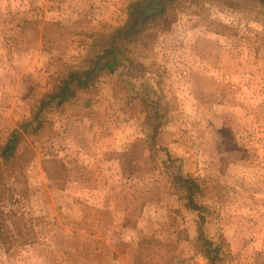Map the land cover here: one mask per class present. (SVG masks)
I'll use <instances>...</instances> for the list:
<instances>
[{"label":"rangeland","instance_id":"obj_1","mask_svg":"<svg viewBox=\"0 0 264 264\" xmlns=\"http://www.w3.org/2000/svg\"><path fill=\"white\" fill-rule=\"evenodd\" d=\"M140 1L0 0V264H264V0Z\"/></svg>","mask_w":264,"mask_h":264},{"label":"trees","instance_id":"obj_2","mask_svg":"<svg viewBox=\"0 0 264 264\" xmlns=\"http://www.w3.org/2000/svg\"><path fill=\"white\" fill-rule=\"evenodd\" d=\"M117 41L110 47V49L104 50V55H100V59L103 57H107V54L116 53L117 51ZM96 66L99 67V60L96 61ZM117 64L116 55L114 57V61L109 60L105 62V66H107L110 70H113L115 68V65ZM104 66V65H103ZM95 68H92L89 71H85L84 73L78 72V73H72L69 78L64 79L63 83L58 87V89L55 91L54 94L50 95V100L56 99L58 104H63L70 100L74 94V87L73 84L77 80L79 83L87 84L88 78L91 77V75L94 74ZM19 143V136L16 133H13L11 137L8 139V141L1 145L0 147V164L10 166L12 169L13 165L21 159V156L18 154L17 146ZM15 169V167L13 168ZM175 184L178 186V190L182 192L187 199V205L195 210H201L203 209V205L199 204L196 200L197 195H201L203 193V186L198 181V178L193 175L188 176H182L177 175L175 177ZM1 182V179H0ZM0 208V238L6 237L8 232L10 231V225L8 223V218ZM202 220H204V217L202 216ZM199 239H198V249L199 251L208 258V264H219V252L220 247L215 246L214 243L204 236L202 233V229H200L199 233ZM154 240L152 239H144L141 241L139 249H145V244L152 243ZM136 254L134 264H142V256ZM173 264V263H168Z\"/></svg>","mask_w":264,"mask_h":264},{"label":"water","instance_id":"obj_3","mask_svg":"<svg viewBox=\"0 0 264 264\" xmlns=\"http://www.w3.org/2000/svg\"><path fill=\"white\" fill-rule=\"evenodd\" d=\"M166 0H141L138 3L139 9L143 11L142 19L143 22L145 19L159 13L164 7Z\"/></svg>","mask_w":264,"mask_h":264}]
</instances>
